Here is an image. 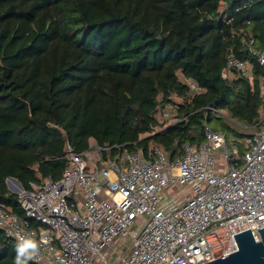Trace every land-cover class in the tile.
Masks as SVG:
<instances>
[{
    "label": "trees",
    "instance_id": "trees-1",
    "mask_svg": "<svg viewBox=\"0 0 264 264\" xmlns=\"http://www.w3.org/2000/svg\"><path fill=\"white\" fill-rule=\"evenodd\" d=\"M244 33L264 49V0H0V203L23 215L7 179L26 191L60 180L67 145L94 141L104 159L161 148L174 161L206 127L253 137L264 66ZM231 50L251 76L223 77ZM170 104L174 120L160 121ZM18 243L0 229V264H15Z\"/></svg>",
    "mask_w": 264,
    "mask_h": 264
},
{
    "label": "built area",
    "instance_id": "built-area-1",
    "mask_svg": "<svg viewBox=\"0 0 264 264\" xmlns=\"http://www.w3.org/2000/svg\"><path fill=\"white\" fill-rule=\"evenodd\" d=\"M244 36L249 53L264 66V49L255 46L251 34ZM234 72L251 76L252 65L231 50L223 77ZM188 85L190 93L199 92L195 82ZM262 95L259 129L240 141L245 151L223 131L209 127L204 143L184 144V154L174 161L161 148L147 155L123 149L104 159L106 148L95 143L82 153L67 145L68 166L60 180L49 178L26 191L7 179L23 215L0 203V229L17 242L23 237L40 243L32 260L37 264H204L237 251L234 237L240 233L251 231L260 242L264 85ZM173 99L180 100L176 95ZM175 111L176 104L158 109L163 119H171ZM177 187L183 190L173 195ZM137 223L142 226L131 232ZM129 235L132 242L123 254L115 240Z\"/></svg>",
    "mask_w": 264,
    "mask_h": 264
},
{
    "label": "water",
    "instance_id": "water-1",
    "mask_svg": "<svg viewBox=\"0 0 264 264\" xmlns=\"http://www.w3.org/2000/svg\"><path fill=\"white\" fill-rule=\"evenodd\" d=\"M20 188L22 184L14 178ZM261 241L256 242L251 231H246L234 237L237 251L204 264H264V228L258 230Z\"/></svg>",
    "mask_w": 264,
    "mask_h": 264
},
{
    "label": "clouds",
    "instance_id": "clouds-1",
    "mask_svg": "<svg viewBox=\"0 0 264 264\" xmlns=\"http://www.w3.org/2000/svg\"><path fill=\"white\" fill-rule=\"evenodd\" d=\"M15 264H29L39 255L40 243L31 238L21 237L15 249Z\"/></svg>",
    "mask_w": 264,
    "mask_h": 264
},
{
    "label": "rangeland",
    "instance_id": "rangeland-1",
    "mask_svg": "<svg viewBox=\"0 0 264 264\" xmlns=\"http://www.w3.org/2000/svg\"><path fill=\"white\" fill-rule=\"evenodd\" d=\"M158 118L160 119V121L163 120V118L161 117V115L158 113ZM174 119H169L170 122H172ZM94 143V141H92V144ZM218 162H217V169L218 171H221L223 169V166H224V159L222 158V156L219 154L218 157ZM14 186L12 182H10L8 184V187L10 189V187ZM180 190H183V188L181 187H177L176 189H173L171 192L173 195L175 194H178V192ZM10 191L12 193H14L15 191L12 189H10ZM167 196H171V194L167 193ZM142 225L137 223L135 224L134 226L130 227V231H134V230H139V227H141ZM131 242H132V237L129 235L128 237L124 238V239H119V240H115V243H117L116 245L119 247L118 249L123 251V254H126L127 251L129 250V247L131 245Z\"/></svg>",
    "mask_w": 264,
    "mask_h": 264
}]
</instances>
